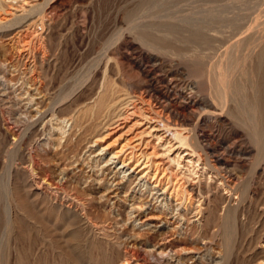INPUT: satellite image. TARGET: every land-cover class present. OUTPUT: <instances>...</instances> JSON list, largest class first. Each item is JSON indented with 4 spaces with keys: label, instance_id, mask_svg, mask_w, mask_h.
<instances>
[{
    "label": "rangeland",
    "instance_id": "1",
    "mask_svg": "<svg viewBox=\"0 0 264 264\" xmlns=\"http://www.w3.org/2000/svg\"><path fill=\"white\" fill-rule=\"evenodd\" d=\"M52 1L36 0L34 10L0 25V264H120L131 255L150 264L259 262L264 251V0H61L58 9L48 10ZM4 10L7 6L0 5V19ZM25 18L43 20L38 28L47 34L49 63L38 77L31 59L18 57L11 38L26 27ZM149 54L187 75L200 96L218 102L215 106L224 110L214 122L215 136L236 141L230 156L243 158L239 180L244 183L235 192L197 164L185 166L187 158L173 167L209 192L202 199L208 211L199 216L196 201L176 207L168 195L138 184L128 169L106 163L109 156L100 152L105 144H94L104 130L85 121L83 110L92 106L99 87L114 88L115 80L122 85L129 62ZM221 72L226 82L218 77ZM32 184L41 186L40 195L31 192Z\"/></svg>",
    "mask_w": 264,
    "mask_h": 264
},
{
    "label": "bare ground",
    "instance_id": "2",
    "mask_svg": "<svg viewBox=\"0 0 264 264\" xmlns=\"http://www.w3.org/2000/svg\"><path fill=\"white\" fill-rule=\"evenodd\" d=\"M0 3H1L0 4L1 6L5 5L7 6V9H8V11L4 10V12L6 11L5 17L2 16L3 18L0 19V25L3 24L1 25L2 28L5 24L12 22V20L16 18H19L24 13H27L31 11L32 9L34 10V8L37 7L38 5L36 0H0ZM60 3H61V0H53L49 4L47 9L54 10L56 6H57L56 9H58V6L60 5ZM33 20L36 21V19H33ZM33 20L31 19L26 20L27 24L24 25L26 27L22 29L21 27L23 26H20L18 30H16L17 32H15V34L13 33L14 35L11 38L15 39L16 41L17 48L16 47L15 48L17 49L16 52L18 54V57L24 59L26 62L29 59H31L30 62H32L34 75L38 77L41 71L43 70V68L48 65L50 56L48 54V51L45 50V41L47 38V34L44 31L45 29H43L42 31L41 30L42 26H41V29L38 28L40 25L44 26V24H41L43 20H41V22L39 23H37L38 21L35 22ZM23 22H20L18 24L20 25ZM142 59L144 60H142L141 62L140 61L136 62V60L129 62L127 72L122 74V78H121L122 85H118V82L114 78L113 80L115 81L114 83H112V85L114 84L115 86L114 88H112L113 86L111 87V85H110L111 88L107 87L105 83L103 82H102L103 83L102 85L100 84L101 86L99 87V89H101L102 91L98 93L97 98L95 97L96 99L93 101L92 106L83 110L84 115L86 116L85 121L86 122L88 121L90 125H94V127L95 125L97 127H100L101 128L100 131L104 130L103 137L96 139L94 141V144H98L99 142L105 144L101 146L100 152L101 153L104 152L107 156H109L108 161H106V163L113 161V163L115 162L119 164L121 169H125V168L128 169L132 174L135 175V178H137L138 180V184L143 183V185H149L152 191H156L155 195L159 191L161 192V196L168 195V199H170L171 201L173 200L176 203V207L183 208L185 204H187L186 205L187 207L191 205L193 201H196L198 205H197V209L195 213H197V215L199 216L200 214H203V212L208 211V207L202 208V205L204 204L203 200L204 199L206 200L208 198L209 192L206 191V189L204 188L205 187L204 185H203L204 187L200 186L199 184H197V182L195 181L193 182L188 177L186 178L185 176L184 178L183 176L178 175L175 170L173 171V167L175 166L178 169V167H180L181 165V162H185V159L187 158L188 159L187 164L184 163L185 166H188V165L191 166L193 164H195L196 166L197 164L198 167H202L201 169L204 172L206 171L207 174H209V176H214L217 179L218 184L223 186L225 190L227 189L229 191H233L237 189V185H240L243 182V181L240 182L239 180L240 178H242V177H239V169L242 167L241 164L243 162V158H241L240 156H239L240 158L230 156L234 154L232 146H233V143H235L236 141L229 144L225 140H220V138L215 136V131H216L215 125L217 123L214 125V122L223 116L222 112L224 110L223 109L222 111H220L222 107H219L220 109L217 107L218 102L215 103V105L217 104V106H215L213 102L209 100L211 98L200 96L199 90L195 82L190 80L187 77V75H184L181 73L179 74V72H177V70L171 65H167L161 62L162 60L159 61L157 57L154 56V54H149L143 57ZM144 64L150 65L151 71H148V69L145 71L144 66H143ZM220 71L218 70V72ZM177 73L179 74V76L177 75ZM219 75L220 73L218 74V77L222 76L223 81H225V79L228 78L226 77L224 79L225 76H223V73L222 75L220 76ZM139 76H142L146 80L145 84H144L145 81L144 82L142 81L143 83L139 82L138 80V78H140ZM220 80L219 82L217 81V83H220ZM107 83L109 84V82ZM223 84L226 85L225 83ZM226 87L228 88V86ZM223 88H225V86ZM224 90L226 91V89ZM225 95H227V93ZM94 96L95 95L87 99L92 100ZM251 97H254V96H251ZM262 98L264 99V97ZM254 102H256V99ZM225 104L227 105V103ZM85 105L87 106V104ZM220 105L223 106L224 103L223 104L221 103ZM230 113L231 112H229V114ZM43 115L44 113L42 112L40 115L41 119ZM53 115L54 114H52L51 116ZM190 123L193 124V129H189ZM254 129L255 131L254 130L253 131L256 132V128ZM15 137L19 138L18 134ZM198 138L204 142L203 145L198 144L199 143ZM260 140H258V142H260ZM211 143L214 146H211L210 145ZM183 152H184V155L181 156ZM256 152H258L257 157H260L261 150L260 152L259 151H256ZM261 158L262 157H260V159ZM30 164H32L31 166L35 165L34 162H31ZM253 166H256V165H253ZM32 173L34 174V172ZM205 177L207 178V176ZM238 182L240 183L238 184ZM40 187L38 185L37 186L33 184L30 185L31 192L34 193L35 195H40L41 194ZM230 199H231V195H230L229 200ZM228 212H225V213H228ZM221 217H223L222 219H224V217L226 216L222 215ZM222 219L220 218V220ZM223 221H225V219ZM223 227L225 226L223 225ZM211 230L212 229H210V232ZM232 230L234 229L232 228ZM214 231H215V228H214ZM229 232H230V228H229ZM225 245L226 244L224 243V246ZM227 246L228 245H226V250L229 251L230 248L227 249L228 248ZM126 255L129 256L128 254ZM227 257L229 256L227 255ZM144 261H141L137 257L131 255L130 258H127V257L124 258L123 262L120 264H150ZM225 262L226 261H224L223 264H225ZM216 264H220V263L216 262ZM255 264H264V251H263V258L260 259V261Z\"/></svg>",
    "mask_w": 264,
    "mask_h": 264
}]
</instances>
